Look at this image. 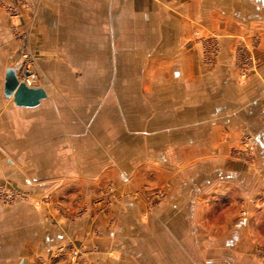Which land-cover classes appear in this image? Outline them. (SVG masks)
I'll list each match as a JSON object with an SVG mask.
<instances>
[{
	"label": "rangeland",
	"instance_id": "374dc122",
	"mask_svg": "<svg viewBox=\"0 0 264 264\" xmlns=\"http://www.w3.org/2000/svg\"><path fill=\"white\" fill-rule=\"evenodd\" d=\"M16 3H1V8L11 19L18 18V27L22 11L36 12L55 4L54 9L64 16L59 20L67 23V28L64 34L59 26L60 32L53 36L52 43L57 45L63 37L66 45L63 47L60 42L61 49L55 51V57L41 59L33 48L37 42L33 41L28 24L13 34L19 48L16 65L19 76L28 70L34 77L31 86H43L51 95L45 103L50 121L48 129L41 123H33L31 129L4 127L0 132V263L9 264L15 261V256L19 260L25 249L40 242L51 226L50 212L68 221L85 218L91 212L105 217L95 235L113 233L112 249H106L105 242H83L81 246L67 242L65 248L57 249L68 253L58 264H103V259L90 258H101L103 254L112 255L119 264H264V214L258 226H253L252 221L243 228L242 241H235L236 227H231L228 235H221L218 232L221 227L201 223L195 226L197 236L192 241H173L168 226L153 222L157 209L178 194L186 171L196 177L200 174V163L193 171L186 169L180 156L176 161L158 163L162 184L146 183L131 196L118 194L117 181L106 182L92 199V208L79 193L60 192L64 187L73 191L88 189L84 182L79 186L74 177L99 179L111 168L117 175L122 173V165L135 169L138 164L149 163V155L153 158L155 154H163L161 142L152 136L154 129L177 118L172 106L180 100L184 103L186 98L184 85L176 87L175 82L166 79L174 69L162 58L169 54L179 34L184 35L192 26L194 41L207 48L203 50L207 64L213 67L218 59L216 37L206 34L203 25L205 33L199 31L201 25L197 21L206 20L196 16L203 2L189 3L191 10L186 11L189 17L179 16L180 12L175 10L177 0ZM259 40L253 38V47L238 45L236 57L243 78L254 64L251 51ZM172 91L174 94L170 96ZM244 148L235 153V158L249 164L253 149ZM42 183H46L44 187ZM63 196L72 207L70 214L63 208ZM129 202L137 207L126 222L121 221L120 209ZM50 208L53 210L49 211ZM229 209L233 208L224 211L226 217L235 212ZM240 215L243 217L245 213L242 211ZM212 219L226 218L215 213ZM228 229L222 228V233ZM253 233L258 239L254 243Z\"/></svg>",
	"mask_w": 264,
	"mask_h": 264
},
{
	"label": "crops",
	"instance_id": "0c3cea01",
	"mask_svg": "<svg viewBox=\"0 0 264 264\" xmlns=\"http://www.w3.org/2000/svg\"><path fill=\"white\" fill-rule=\"evenodd\" d=\"M18 1L0 0V132L4 127L16 130L29 126L31 129L33 123H41L48 129L50 121L45 103L51 95L45 87L38 86L45 89L48 98L35 108L18 107L13 99L4 95L6 70L18 64L19 48L13 37L14 31H22L28 24V28L33 31L32 39L37 42L33 48L38 51L37 55L41 59L55 57V51L61 49L60 42L64 44L63 47L66 45L62 42L65 38L60 36L57 45L52 43L55 40L53 36L60 32L59 26L64 34L67 28V23L59 20L64 16L54 9L55 4H51L49 9H38L36 12L22 11L21 26L18 27V18L11 19L1 8V3L14 5ZM198 1L203 2V7L201 12L196 9L200 12L196 16L206 19L197 21L201 25L198 26L201 28L199 31L203 34L206 29V34L216 37L218 59L213 67L207 64L203 57V50L207 48L204 49L194 41L192 26L188 27L189 31H185L184 35L179 34L169 54L162 58L174 69L173 74L168 73L166 79L175 82L176 87L177 84L184 85L186 98L184 103L180 100L172 106L174 111L171 107L166 108L175 112L177 118L160 123L154 129L152 136L161 142L159 145L162 146L163 154H155L153 158L149 155V163L138 164L135 169L122 165V173L117 175L111 168L99 179L91 176L74 177L79 186L84 182L88 189L84 187L73 191L64 187L60 192L64 195L79 193L85 204L92 208V199L97 197L106 182L117 181L118 194L135 195L146 183L162 184L160 165L156 164L176 161L181 157L180 161L187 165L186 169L193 171L200 163L201 172L196 177L193 172L189 174L186 171L185 179L179 180L178 194L164 207L157 209L153 222L168 226L173 241H192L197 236L195 226L200 223L221 227L218 228L221 235H228L232 232L231 227H236L235 241H242L243 228L252 221L253 226H258L264 214V0H177L175 10L180 12L179 16L189 17L186 13L188 9L191 10L189 3ZM255 37L260 40L251 51L254 64L243 78L237 58L238 45L253 47ZM174 92L177 95V91ZM173 94V91L170 92V96ZM181 113L184 114L179 117ZM243 146L253 149V160L249 164L235 158V153L243 150ZM70 158L68 161L71 162ZM95 159L98 160L97 157ZM62 199L63 208L70 214V203L64 196ZM135 207L136 204L129 202L126 208L124 206L120 209L121 221L125 219L126 222ZM229 207L233 208L229 210L235 212L226 217L224 211ZM52 210L50 208L49 211ZM242 211L245 213L243 217L240 215ZM215 213L226 219L213 220ZM50 215L52 223L44 237L32 248L27 246L19 260L15 256L14 264H58L67 258L68 253L57 249L67 245V242H72L73 246H81L83 242H105L106 249H112L115 240L113 233L109 236L104 233L95 235L105 217L90 212L85 218L68 221L54 212H50ZM226 226L229 227L228 231L222 233V228ZM257 240V235L253 233V243ZM100 257L90 258L93 261L103 259V264H119L115 263L112 255L103 254Z\"/></svg>",
	"mask_w": 264,
	"mask_h": 264
},
{
	"label": "water",
	"instance_id": "95a60500",
	"mask_svg": "<svg viewBox=\"0 0 264 264\" xmlns=\"http://www.w3.org/2000/svg\"><path fill=\"white\" fill-rule=\"evenodd\" d=\"M19 68L10 67L6 70L4 95L6 98L13 99L18 107L35 108L38 107L42 100L48 98L45 89L40 87L29 86L25 81L19 78ZM28 77L29 73H25Z\"/></svg>",
	"mask_w": 264,
	"mask_h": 264
},
{
	"label": "built area",
	"instance_id": "2783aa9c",
	"mask_svg": "<svg viewBox=\"0 0 264 264\" xmlns=\"http://www.w3.org/2000/svg\"><path fill=\"white\" fill-rule=\"evenodd\" d=\"M25 73H29V76L28 77H26L25 76ZM25 73L23 74V76H19V78H20V80H22V81H25L29 86H31V79H33L34 77L33 76H31V73L27 70V71H25ZM19 74V73H18ZM33 87V86H32Z\"/></svg>",
	"mask_w": 264,
	"mask_h": 264
}]
</instances>
